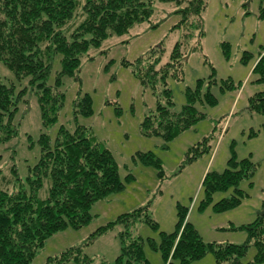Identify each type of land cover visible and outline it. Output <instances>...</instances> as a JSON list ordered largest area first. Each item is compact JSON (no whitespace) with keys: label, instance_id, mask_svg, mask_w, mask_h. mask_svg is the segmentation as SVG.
<instances>
[{"label":"trees","instance_id":"16d2710c","mask_svg":"<svg viewBox=\"0 0 264 264\" xmlns=\"http://www.w3.org/2000/svg\"><path fill=\"white\" fill-rule=\"evenodd\" d=\"M205 1L0 0V63L18 83L28 80L36 95L42 128L48 130L56 125L64 107L65 94L59 90L62 78L79 80L81 58L91 48H99L107 38L124 36L135 25L149 22L156 2L173 3L178 7L174 13L179 18L173 29L181 28L183 35L182 41L174 44L168 59L163 60L164 50L158 45L133 62L121 63L131 68L143 88L156 94L155 109L144 117L141 132L168 143L204 119L196 108L198 103L202 106L216 104L209 90L214 83L213 73L203 93L186 91V103L179 112L172 109L171 91L167 87L168 78L180 80L186 43L192 38L198 43L203 37L201 14ZM73 20L77 23L72 25ZM197 43L189 52L198 49ZM57 55L61 57L60 70L54 84L50 85L48 78ZM253 72L258 74V82H264V55L256 62ZM223 86L226 90L231 88L229 82ZM15 89L13 82L7 84L0 80V145L18 136L16 116L25 92L16 94ZM91 104L88 94L79 95L73 103L74 118L91 115ZM248 109L264 117V92L250 98ZM74 124L71 130L59 126L54 139L47 132L39 135L38 161L28 168L23 181L14 165L11 183L0 176V264H30L52 235L67 228L86 226L96 202L123 191L118 167L109 150L94 140L89 128L76 120ZM202 143L203 140L188 149L185 163L208 152H198ZM137 158L144 166L157 169L158 177L162 178L161 164L151 152L138 153ZM255 172L256 165L250 158L236 160L234 156L223 172H208L201 184L204 191L201 208L212 202L215 193L229 194L213 203L215 213L237 208L246 197L240 185L253 178ZM252 185V182L248 184ZM149 207L150 203L121 214L114 222L97 228L87 242L119 225L120 254L113 264H149L143 251L144 240L133 233L138 223L158 230ZM186 214V209L178 208L175 230L160 232L159 243L147 239L148 246L161 254L164 264H190L207 254L213 256L216 264H241L250 245L256 252L249 264L264 261V207L250 224L229 229L246 232L247 241L241 245L204 243L196 229L189 222H183ZM69 262L92 264L81 247L68 248L47 258L45 264ZM98 264L110 263L101 260Z\"/></svg>","mask_w":264,"mask_h":264},{"label":"rangeland","instance_id":"374dc122","mask_svg":"<svg viewBox=\"0 0 264 264\" xmlns=\"http://www.w3.org/2000/svg\"><path fill=\"white\" fill-rule=\"evenodd\" d=\"M177 9L173 3L156 2L149 22L135 25L124 36L107 38L99 48H91L81 58L79 80L68 76L62 78L59 90L65 94L64 107L56 125L48 130L42 128L36 95L28 80L18 83L0 63V80L7 84L13 82L16 94L25 92L16 116L18 136L0 145V176L11 183L14 165L23 181L28 168L38 161L39 135L47 132L54 139L59 126L71 130L76 120L90 129L97 143L109 150L124 185L123 191L91 207L92 217L86 226L67 228L52 235L30 264H45L47 258L72 247H81L92 264L101 260L113 264L120 254L121 227L115 225L90 242H87L88 238L97 228L114 222L121 214L148 203L158 230L138 223L133 233L144 240L143 251L149 264H164V261L158 251L148 246L147 239L159 243L160 232L172 233L179 207L187 210L183 222H189L204 243L241 245L247 241L245 231L229 229L250 224L264 207V117L248 109L250 98L264 92V82H258V74L253 72L256 62L264 55V0L205 1L201 14L203 37L198 43L196 38L186 43L180 80L168 78L167 87L171 91L172 109L179 112L186 103V91L203 93L213 73L211 80L214 83L209 90L216 104L202 106L198 103L196 108L204 119L165 143L159 137H147L141 132L144 117L155 109L156 94L143 88L131 68L121 63L133 62L158 45L163 48V60L166 61L174 44L182 41V29H173L179 20L174 13ZM71 23L76 24L77 20ZM196 43L198 49L189 52ZM60 59L59 55L53 58L48 78L50 85L54 84L60 70ZM227 82L231 88L226 90L223 85ZM84 94L91 99L92 114L74 118L73 103ZM202 140L197 150L208 152L185 163L188 149ZM147 152L159 160L162 178L158 177L157 169L139 163L138 153ZM233 156L236 160L250 158L256 165L253 178L240 185L246 197L237 208L217 214L212 208L213 203L229 194L215 193L212 202L201 208L204 176L208 172H223ZM251 182L253 185L249 187ZM44 192L45 187L41 194ZM255 252L250 245L241 264L253 261ZM190 264L216 262L211 254H207ZM258 264H264V261Z\"/></svg>","mask_w":264,"mask_h":264}]
</instances>
